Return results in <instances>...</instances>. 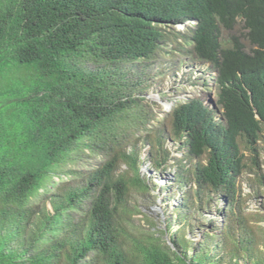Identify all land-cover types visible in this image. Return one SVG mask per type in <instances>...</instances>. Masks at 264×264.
Segmentation results:
<instances>
[{"label":"trees","instance_id":"16d2710c","mask_svg":"<svg viewBox=\"0 0 264 264\" xmlns=\"http://www.w3.org/2000/svg\"><path fill=\"white\" fill-rule=\"evenodd\" d=\"M254 2L264 7V0H199L196 12L204 26L195 50L220 66L226 127L213 123L197 104L170 115L173 138H186L188 153L206 158L191 173L197 197L221 190L234 195L241 146L255 152L264 130V12ZM184 3L0 0V264H83L106 248L120 264H176V256L155 249L144 261L139 242L127 235L132 192L143 185L135 152L122 151L114 137L124 124H138L129 114L141 109L143 99L135 96L140 85L134 82L140 76L129 66L135 70L141 66L135 62L159 47L150 21L171 18ZM237 18L251 32L247 41L256 49L250 52L237 37L220 41L221 29L233 32ZM85 150H104L106 160L83 174L82 185L47 197L51 212L34 204L51 193L60 173L81 174L74 168ZM120 162L134 177L117 175ZM86 203L87 213L75 221L73 214ZM208 223L215 227L206 237L213 245L217 238L211 233L218 228L214 219ZM129 241L134 249L125 248ZM212 256L211 263L219 264L217 254ZM232 258L229 264L242 261ZM245 264L264 261L250 258Z\"/></svg>","mask_w":264,"mask_h":264},{"label":"rangeland","instance_id":"374dc122","mask_svg":"<svg viewBox=\"0 0 264 264\" xmlns=\"http://www.w3.org/2000/svg\"><path fill=\"white\" fill-rule=\"evenodd\" d=\"M230 38L231 34L222 33V42H230ZM177 44L167 43L166 51L178 50ZM222 44L226 48L230 47L229 43ZM240 45L246 52L251 51L252 47L246 41ZM186 47L190 48V45H186ZM183 50L180 48L181 53ZM169 53L163 52L160 47L153 54L155 61L157 59L159 61L149 60L152 67H141L140 69V66L136 65L133 70L129 66V71L133 72L132 75L136 76L141 72V76L134 82H138V86L140 85L139 95L144 99L140 103L141 109L130 112L129 117L133 121L148 126H139L138 124L127 126L124 124L122 128H118L114 137L118 139V144H123L122 151L135 152L136 158L134 159H137L138 174L143 185V190L136 189L132 192L129 207L133 213L127 225V235L130 240L139 242L140 255L144 261L155 249L169 252L168 256L172 259L176 256L178 259L176 264H212L213 253H216L217 257L221 259L219 264H229L233 260L232 257L236 255L239 256V260H242L240 264H245L246 260L248 262L250 258L253 261L263 262L264 130L255 145V152L247 151L241 146L243 157L240 173L232 185L234 195L221 190L211 195L206 192L197 197V188L194 186L191 173L198 165H205L206 159L192 157L183 144L185 139L179 141L173 138L171 118L169 117L172 109L167 106L169 107V103L170 106L173 105L176 100L180 99L179 93L175 95L174 91L176 87L182 88L185 85L184 81L188 72L200 71L201 66L194 67L184 60L179 62L178 58L170 61ZM172 61L180 63V71L177 70L176 63L170 65ZM168 63L169 65H167ZM136 64L138 63L136 62ZM124 71L126 72L125 67ZM203 78H199L202 83ZM203 87H205V91L201 93ZM192 91L200 97L199 99L207 101L215 111L216 121L223 122L226 127V122L223 120L224 108L219 104L218 96L214 97L216 91L210 85L203 86L201 82H198ZM189 94L190 92L187 91L180 96L187 98ZM161 98H165V100ZM255 119L260 120L256 114ZM262 126L264 127V124ZM159 138L162 139L161 144L157 143ZM112 140H114L113 137L109 138V141L112 142ZM113 150L117 152L120 147L113 148ZM84 155L80 164L74 168L76 172L81 173L80 175L60 173L54 178L55 185L50 188L51 193L46 194L42 202L41 196L34 204L40 203L42 209L51 212V206L46 198L53 194H60L65 188L82 185L84 183L83 174L100 167L107 156L104 150L95 153L85 150ZM66 169L67 167L64 168V171ZM117 175L134 177L132 169L128 168L125 162H120L118 165ZM85 178L87 177L85 176ZM232 199L236 203H232ZM88 205L89 203H86L82 211L73 214L75 221L87 213ZM231 209L234 214L230 213ZM210 218L215 220L217 231L214 230L215 227L209 225ZM211 227L214 228V232L211 234L217 238L213 243L216 246L214 252H212L213 245H209L206 239ZM200 231L203 238L197 242L199 246L195 247L190 242V237L192 234L195 237ZM192 240L194 241V239ZM169 241H173V244L180 250L170 246ZM239 243H241L242 250L249 249L251 252H245L244 255ZM126 247L134 249L131 241L126 243ZM110 248L113 249L111 246ZM179 253L184 256L183 260ZM246 255L248 258L245 257ZM208 257H210V261L207 259ZM62 264H65V261H62ZM83 264H120V261L106 248L102 255H89Z\"/></svg>","mask_w":264,"mask_h":264},{"label":"clouds","instance_id":"9594fccd","mask_svg":"<svg viewBox=\"0 0 264 264\" xmlns=\"http://www.w3.org/2000/svg\"><path fill=\"white\" fill-rule=\"evenodd\" d=\"M253 7H255V9H260L264 12V7L260 4V2L258 3L254 2ZM198 8H199V0H185V3L182 6L178 7V10L176 12H172L171 18L163 20V21L160 19H152L150 21L151 22L150 28L154 36L158 38L159 40L158 48L162 47L163 52H166V53L170 52L168 55L170 61L178 58L179 62L184 60L188 64H192L194 67L201 66L200 71L192 70L190 71V73L188 72V76L186 77L184 81L185 85L182 88L176 87L174 94L177 95L179 93L178 97L180 99L176 100L174 104L171 106H170V103L167 101V103H169V107L167 106V108L172 109L171 112L169 113V117L171 118L170 115L173 113L174 110L179 109L182 106L189 105V104H197L199 107L202 108L206 116L213 121V123L223 126L224 125L223 122L216 121L215 111L211 108L210 105H208L207 101L205 99H199L200 97L195 95L192 91L198 82L199 83L201 82L203 86L210 85L214 89V91H216V93H214V97L218 96V102L220 101V95H221L220 66L216 62L209 61V60L199 57V55L197 54L195 50L196 39L202 34V29L204 26V21L198 16V12H196ZM236 21H237V27L235 28L233 32H228V31H225L224 29H221L220 41H222V33L227 32L231 34V36L239 38L240 42L243 43L244 41H246L247 43H249L247 41V38L250 37V33H251L250 30L245 29V27L243 29V24L241 22L242 20L240 18H237ZM169 42L178 43L177 44L178 50L175 51L174 49H172V50L166 51L167 49L166 44ZM186 45H190V48H187ZM249 45L252 48L254 47V49H256L255 46H252L251 44ZM158 48L155 50L154 54L157 52ZM180 48L184 49L183 53L180 52ZM149 60L155 61L153 55L152 57L148 59L141 58L137 62L141 64L140 69L141 67H152V64L149 63ZM156 61H159V59H157ZM179 62L176 63L175 61H172L170 65H174L176 63L177 70L180 71L181 67H180ZM169 63L167 65H169ZM139 76H141V72ZM200 77H204L203 83L202 81L199 80ZM191 79H198V80H191ZM187 91L190 92L187 98H183L182 96H180L182 93H186ZM204 91H205V87H203L201 93H204ZM137 96H140V95L138 94ZM162 96H165V95H162ZM161 99L165 100V98H161ZM223 120H225L224 117H223ZM131 124L132 122H128L127 126H130ZM138 125L140 126L141 124L138 122ZM141 126L147 127L148 125H141ZM183 139H185V142L187 141L186 138H183ZM159 141L160 140H158V142ZM185 142H183L184 146H186ZM161 143L162 141H160V144ZM115 145H120V143L115 144ZM187 152H189L188 149H187ZM192 236L190 237V242L195 247L199 246V243L197 242H196L197 244L194 243V241L192 240ZM195 237H194V240H195ZM175 243L177 242L175 241ZM169 244L170 246L172 245L174 249L176 248L177 250H180V248L176 247V245L173 244V241L172 242L169 241Z\"/></svg>","mask_w":264,"mask_h":264},{"label":"bare ground","instance_id":"6f19581e","mask_svg":"<svg viewBox=\"0 0 264 264\" xmlns=\"http://www.w3.org/2000/svg\"><path fill=\"white\" fill-rule=\"evenodd\" d=\"M188 24V23H187ZM195 235V234H194ZM196 239V242H200L201 240H202V238H203V234L201 233V231H200V233H198V235L195 237ZM192 239H194V236H193V238ZM195 240H194V242H195Z\"/></svg>","mask_w":264,"mask_h":264}]
</instances>
